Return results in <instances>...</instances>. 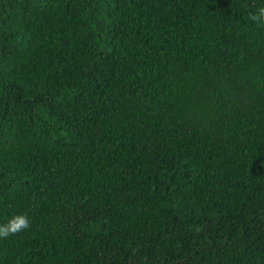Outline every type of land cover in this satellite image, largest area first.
Returning a JSON list of instances; mask_svg holds the SVG:
<instances>
[{"label":"trees","instance_id":"trees-1","mask_svg":"<svg viewBox=\"0 0 264 264\" xmlns=\"http://www.w3.org/2000/svg\"><path fill=\"white\" fill-rule=\"evenodd\" d=\"M264 0H0V264H264Z\"/></svg>","mask_w":264,"mask_h":264},{"label":"clouds","instance_id":"clouds-1","mask_svg":"<svg viewBox=\"0 0 264 264\" xmlns=\"http://www.w3.org/2000/svg\"><path fill=\"white\" fill-rule=\"evenodd\" d=\"M250 20L261 23L264 22V7H259L250 15ZM31 227L30 218L26 214L12 216L6 223L0 224V238H8Z\"/></svg>","mask_w":264,"mask_h":264}]
</instances>
